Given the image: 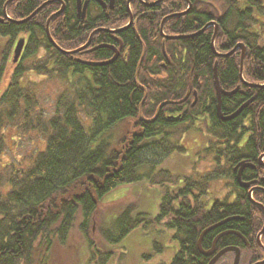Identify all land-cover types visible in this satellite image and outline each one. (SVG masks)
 I'll use <instances>...</instances> for the list:
<instances>
[{"label": "trees", "instance_id": "16d2710c", "mask_svg": "<svg viewBox=\"0 0 264 264\" xmlns=\"http://www.w3.org/2000/svg\"><path fill=\"white\" fill-rule=\"evenodd\" d=\"M3 1L0 0V9ZM43 1L46 0H12L7 13L13 20L23 19ZM189 1V11L166 21L163 34L197 32L208 24L212 13L216 18L217 9H221L229 20L230 31L228 36L215 37L214 50L219 53L242 40L250 48L243 60L244 75L264 84L263 21L259 38L248 31L257 22L252 9H237L236 0ZM64 2L66 10L50 20L49 32L55 43L66 50L85 43L94 29L124 26L129 15L126 0H114L112 9L91 2L87 12L91 15L85 18L87 25L79 28L82 21L74 13V0ZM186 6L185 0H166L156 7L143 8L145 14H141L142 6L132 1L130 10L135 21L131 25L115 33L96 32L91 38L92 45L107 44L119 50L118 57L104 65L89 63L109 60L114 54L109 47L76 54L74 57H81L77 60L51 44L45 23L58 8L56 3L46 4L26 22L16 23L6 16L0 22V36L6 39L0 50V264H45L35 258L38 251L48 252L54 242L66 244L74 227L87 241V264H106L110 253L96 249L98 234L104 244L111 245L134 228L146 229L150 223H160L173 231L175 253L160 264H205L197 248L199 234L235 210L251 222L240 230L256 249L258 258L263 257V251L249 237L250 232L253 235L262 226L263 209L252 204L245 193L238 194L232 203H227L226 198L214 199L209 207L201 195L206 193L210 180L222 174L231 176L232 165L225 168L222 156L235 151L237 161H249L264 152V86L240 95V99L222 100L221 111L229 114L254 96L236 117L228 121L216 117L211 67L217 60L219 69L224 58L216 59L213 54L212 29L206 27L182 39H165L160 32L163 15L180 12ZM256 7L264 16V7ZM17 37L25 39L23 51L19 60H11V67L6 68ZM30 57L35 59L24 66L22 62ZM228 59V69L223 74L233 87L239 79V59ZM28 70L43 76V83L25 84L23 78L28 76ZM45 81L55 88L47 110L38 98ZM193 90L197 100L192 106ZM199 116L208 117L211 126L208 128L200 120L201 127L218 140L203 150L211 158V170L190 177L176 176L165 169L154 171L155 165L173 152H185L181 136ZM9 125L17 127L21 134L34 131L45 136L44 146L36 148L25 165L20 160L3 161L4 132ZM147 174L150 183L163 191L158 214L152 218L141 212L133 215L135 207L129 205L113 220L112 230L102 222L93 232L99 200L117 186L138 182ZM180 178L182 187H168ZM252 196L264 207V194ZM223 227L208 231L201 246H209ZM223 240L218 241L220 246ZM261 243L264 246V236ZM153 247L156 252L162 250L156 241Z\"/></svg>", "mask_w": 264, "mask_h": 264}, {"label": "rangeland", "instance_id": "374dc122", "mask_svg": "<svg viewBox=\"0 0 264 264\" xmlns=\"http://www.w3.org/2000/svg\"><path fill=\"white\" fill-rule=\"evenodd\" d=\"M5 40V37L0 36V50L6 43ZM14 44L15 43H13V45ZM13 47H11V59L7 63L6 68L11 67ZM43 54L44 53L41 52L40 55ZM34 59L35 57H30L22 63L24 66H27L29 62ZM26 73L28 76L23 78L25 79V84L28 82L43 83V76L35 74L33 70H28ZM30 84L31 83H29V85ZM42 86L38 98L41 106L47 110L52 98L55 97V88L51 82L47 81H45ZM17 129V127L9 125L4 132L6 151L3 161L8 163L10 159L13 161L20 160L21 163L25 165L34 155V150L44 146L45 136L34 131L21 134ZM209 135L210 134H200L195 130L187 131L181 136L180 140L181 145L186 148L185 152H173L160 163L156 164L154 171L165 169L181 177H190L189 175L194 173L201 174L209 171L210 165H212L211 158L209 155H206L200 147V143L204 142ZM144 172L147 173L146 170ZM148 173L150 174V171H148ZM149 174H147L146 178L138 182L117 186L113 190L107 192L99 200L100 208L97 214L94 215L93 232H96V230L98 231L99 226H101L99 224L102 222L104 227L112 230L113 220L129 205L135 207L133 215L137 212H141L152 218L158 214L159 203L163 191L157 184L150 183L148 179ZM179 182H181V179H179ZM176 184L177 182L169 184L168 187L176 188ZM207 187L209 188L208 193L202 198L207 202V207L210 206L214 199L222 200L226 198V187L223 185L222 181L220 182L217 179L210 180ZM228 196L229 195H227V198ZM75 228L76 227L69 233L66 244L60 245L54 242L48 252L38 251L35 256L37 261H44L45 264H87V262H90V251L87 241ZM172 234L173 231L165 228L162 224L150 223L147 225L146 229L142 226L134 228L119 242L111 245L104 244L102 237L98 234L96 236L95 245L96 249L101 253H110L106 264H160L168 262L175 253V244L171 240ZM154 241L162 247L160 252L154 250ZM246 254V252L243 253L242 264L246 262ZM143 256H145V258ZM146 256L151 257L146 258ZM221 264H227V259L224 258Z\"/></svg>", "mask_w": 264, "mask_h": 264}, {"label": "flooded vegetation", "instance_id": "af4514ba", "mask_svg": "<svg viewBox=\"0 0 264 264\" xmlns=\"http://www.w3.org/2000/svg\"><path fill=\"white\" fill-rule=\"evenodd\" d=\"M10 1H12V0H10ZM10 1H8V3L6 4L7 0H4L3 1L2 8H1L2 11L0 9V18H2L3 21H5V19H4L5 16H6V18L9 17V15L7 13V10H8V6H9V2ZM83 1L84 0H82V2ZM132 1H135V3H139V5L142 6V7H140V9L137 8L136 12L139 9V10H141L140 11L141 14H145V9H143V8L150 9L151 7H156L158 4H162L166 0H159V1L158 0H142L145 3H150V2H153V1H157V3L155 5H152V6H146L145 4H143L139 0H131L129 3H127V0H126V3H127L128 7H129V9H128L129 15H128V18H127L126 22L123 25H125L126 23H128L130 16H132V21L133 22L135 21L134 16H133V13L130 10V3ZM91 2H94L97 5H100L95 0H88L87 10H86L85 17L84 18H80L78 16V14H77L76 2L74 0V13H75L77 19H81V21H82V24L79 26V28H82V27L85 28L86 25H87L85 18L87 16V14L89 13V10L88 9H89V6H90ZM105 2L107 3L108 0H106ZM235 2H236V5H237V9H239V10L240 9H244L245 7H248L250 9H252V16H253V18L257 22L254 23L252 26H250V28H249L248 31L250 33H253V34L257 35L260 38L261 35H262L261 34L262 33L261 32L262 31V29H261V23L264 20V17H263V15H261L260 11L258 10V8L256 6L259 4V5H261V6L264 7V0H250L249 3H247V0H236ZM50 3H56L58 5V8L55 11H57L61 7V4H64V10L62 11V13L66 10V5H65L64 0H54V1L50 2ZM113 6H114V3H113ZM106 8H109V7L107 6ZM106 8H104V9H106ZM112 8H110V9H112ZM55 11H53V12H55ZM224 12L225 11L222 12L221 9H217V13H216L217 16H216V18L214 17L215 14L212 13L211 14V19H209V21L207 22L208 23L207 29L208 28H211L212 29V31H213L212 32V35L216 31L215 37H217V35L220 36V37L228 36V33L230 31L229 30L230 29L229 20L228 19H225V17H224V14L225 13ZM172 13H177V12H166L163 15L162 19L164 17H166L167 15L172 14ZM89 15H91V13L88 14V16ZM172 18L173 17H170V18L165 19V21H164V23L162 25V28H163L165 22L168 21V20H170V19H172ZM131 24L132 23H130L129 25H131ZM113 35H116V34H113ZM165 35H167V33H165ZM169 35H171V34H169ZM19 38H21V37H19ZM118 42H119V45H120L121 42L120 41H118ZM24 43H25V39H24ZM91 43H92V40L90 41V44L86 48H84V50H81V51L73 54V58L79 60L81 57H78V56H75L74 57V55L79 54V56H81V55H84V54H87V53L91 52V51H88V50L97 45V44L92 45ZM81 45H79V46H81ZM241 45L244 46V53H243L244 55H243V59H242V68L240 69V65H241L240 64L241 63V54L243 52L242 51V48H241ZM79 46H77V47H79ZM77 47H75V48H77ZM75 48H72V49H75ZM72 49H69V50H72ZM249 49L250 48L242 40H238L237 43L235 45H233L232 47H227V49H225V50H218L219 53H229L226 56L215 55V53L213 51V54L216 56V59L224 58L221 61V64H220V68L219 69H218V66H217V60L214 61V63L212 64V67H211V82H212L213 92H214L216 101H217V94H216V87H215V82H214V80H215V78H214V65H215V63H216V76H217V79H218L219 86L221 88V92H220V102L222 100L229 101V100H233V99H236V98H239L240 99V97H239L240 95H244L245 96V94L251 93V92H255L256 90H258L260 88L258 86H253V85H257V84H261V83H259L256 80L250 79L246 75H244V71H243V60H244L245 57H247L250 54ZM117 51H118V54H119V50H117ZM237 57L239 59V64H238V66H239V79H238V82L233 87L232 86L230 87L229 86V82L226 80V77H224V74H223L224 73V70L228 69L227 68V63H226L227 60L226 59L229 58V59L234 60ZM221 67H222V69H221ZM221 70H222V74H221ZM221 77H222V80H221ZM193 92H194V90H193ZM250 98H253V100H254V96L252 95L251 97L247 98L243 102L247 101ZM215 109H216V107H215ZM180 114H181V112H177L176 113V115H180ZM222 114L224 116L228 115V114H225L224 112H222ZM216 117L219 120H221V121H228V120H222V119H220L217 116V114H216ZM200 120H202L207 125L208 128L211 126V123H210V121H209V119H208L207 116H199L198 117V120L197 119L194 120V124L191 125V128L188 131L195 130V131H197V132H199L200 134H203V135L204 134H208V131L206 129H203L201 127L202 123H200ZM200 128H201V130H199ZM211 141L218 142V140L212 139L211 136H209L208 138L205 139L204 142H201L200 143L201 150L203 151L204 149H207L209 147V143ZM233 151L234 150H232V152ZM234 153H235V151H234ZM234 153H232V154L228 153L226 155V157L222 156V158H221V164H223V165L226 164V167L225 168H230V166L232 165V169L230 171L231 172V176L228 177V176L222 174V176L217 179L220 182L222 181L223 185H225V187H226L225 192H226L227 195H229L228 198H227V195H226V199H228L227 200V203H232L235 200V198L237 197L238 194L245 193V194H247L248 198L251 199L250 200L251 203L254 204V205H257V204H255V203L252 202V201H254L253 198H252L253 197L252 195L253 194H257L259 192L262 193V194H264V186L261 184V183H264V152L261 153L260 155H258L257 159L249 160V161L240 160V161H244L245 163L249 164V166L243 167L241 169V172H240V181L242 183H248L249 184L248 187L241 186L240 183H239V181L237 180V173H238V170H239L238 163L240 161H237V158L238 157ZM227 161H228V163H227ZM232 163H234V164H232ZM210 170H211V167H210ZM260 171H262V174L260 173ZM201 174H203V173H201ZM180 179H181V182H179V180H178L179 183L177 182L176 188H180V187L183 186L182 178H180ZM208 189L209 188L207 187L206 193L203 194V195H201V198H203L208 193ZM249 191H251L250 192V195L248 194ZM254 202H256V201H254ZM257 206H259V205H257ZM228 213L229 214H227V217H225L224 219H222V220H225V222L221 224V225L224 226L223 229L214 234V236L212 237V240H211L210 245L207 246L206 248H203L201 246L204 250L210 249L211 248V245L213 243L214 238L217 235H219L220 233H223L224 232V234L221 235L217 239V241L215 243V246H214V252L212 254H210L209 256H205V255L201 254L204 257L205 264H207L208 261L210 260V258L213 255H215L219 250H221L223 248H227V247H232V246L239 248L240 256H239V262H238V264H242V257H243V253L244 252L247 253L246 254V262H245V264H254V263H256V262L261 261L262 259H264V251L258 245V242H257V238H258L257 235H258L259 231L261 230L263 224L260 227V229L257 232H255L253 235L251 234V232L249 233V237L250 238H253V242L255 241L257 243L259 249H261V251H263L262 252L263 253V257L258 258L257 252L255 251L256 249H254L253 247H251V244L248 241L247 237H245L242 234L241 230H240V228L242 226H244V225H246L248 223L247 222L248 220L246 219V217L243 216L242 213L240 214V212L238 210H235V211H232V212H228ZM263 223H264V221H263ZM249 224H251L250 221H249L248 225ZM262 236H264V232L259 237L260 242H261ZM221 238L224 239L223 240V242H224V245L223 246H220L218 244V241ZM245 241L247 242V244L245 243ZM241 245H243V246H241ZM234 255H235V251L234 250L226 251L225 253H223L216 260V262L214 264H221V261L224 258L227 259V264H233Z\"/></svg>", "mask_w": 264, "mask_h": 264}, {"label": "water", "instance_id": "95a60500", "mask_svg": "<svg viewBox=\"0 0 264 264\" xmlns=\"http://www.w3.org/2000/svg\"><path fill=\"white\" fill-rule=\"evenodd\" d=\"M8 1H10V0H7L6 4L8 3ZM52 1H54V0H46V1H43V2H42L37 8H35V9H34V10H33V11H32L27 17H25V18H23V19L13 20V19H11V18H9V17H7V18H8V20H12V21H14V22H16V23H23V22H26V21L29 20L32 16H34V15H35L40 9H42L43 6H45L46 4H48V3L52 2ZM95 1H96L97 3H99V4L101 5L102 8H106L107 6H108L109 8H112V7H113V3H114V0H108L107 3H106L104 0H95ZM130 1H131V0H127V3H129ZM139 1H141V2H142L143 4H145L146 6H152V5H155V4L157 3V1H153V2H150V3H145V2H143L142 0H139ZM158 1H159V0H158ZM185 1H186V3H187V6H186V8H185L184 10H182V11H180V12H177V13L169 14V15H167L166 17H164V18L161 20V23H160V32H161V34L163 35V37H164L165 39H182V38L192 37V36H195V35L199 34L201 31L205 30V28L208 26V24H207V25H205L204 27H202L199 31L194 32V33H191V34H186V35H165V34H163V32H162V25H163L165 19L170 18V17H175V16H182V15H185V14L189 11V9H190V7H191V2H190L189 0H185ZM75 2H76V9H77V14H78V16L81 17V18H84V17H85V14H86V10H87L88 0H84L83 2H82V0H75ZM63 10H64V4H61V7H60L57 11H55V12H53V13H51V14L49 15V17L47 18L46 23H45V32H46V36H47L48 40L51 42V44H52V45H53L58 51H60V52H62V53H64V54H69V55H72V54H75V53H77V52H79V51H81V50H84V48H86V47L90 44L91 38H92L93 34H95L96 32H100V31H108V32H111V33H115V32H117V31H120V30H123V29L127 28V27L129 26V24L131 23V21H132V16H130L128 23H126L124 26H122V27H120V28H116V29H108V28L99 27V28H97V29H94V30H92V31L90 32V34H89V36H88V39H87V41H86L84 44H82L81 46H79V47H77V48H75V49H72V50H66V49H63V48L59 47V46L55 43V41L53 40V38L51 37L50 32H49V23H50V20H51L53 17H55V16L61 14ZM2 21H3V19L0 18V22H2ZM215 34H216V31L213 33L212 38H211V46H212L213 50H214V38H215ZM23 46H24V38L21 37V38H19V39L16 41V43H15V45H14V48H13V57H12V62H13V63H16V62L18 61V59L20 58V55H21L22 50H23ZM101 47H109V48L113 49V51H114L113 56H112L109 60H107V61H104V62H94V63H89V64H91V65H104V64H107V63H111V62H113V61L115 60V58L118 56V51H117V49H116L114 46L107 45V44H99V45H96V46L92 47L91 49H89L88 51H93V50H96V49L101 48ZM241 48H242V51H243V52H242V54H241V63H240L241 65H240V69L242 68V59H243V55H244V54H243V53H244V46L241 45ZM214 53H215L216 55H219V56H226L227 54H229V53H218V52H216L215 50H214ZM214 78H215L214 82H215L216 94H217L216 114H217V116H218L220 119H222V120H230V119L236 117V116H237V115H238V114H239V113H240V112H241V111H242V110H243V109H244V108H245V107H246V106H247V105L253 100V98H250V99H248L247 101L243 102V103H242L237 109H235L233 112H231L230 114L224 116V115L222 114V112H221V102H220V92H221V88H220V86H219L218 79H217V76H216V63H215V65H214ZM253 86H256V85H253ZM257 86L263 87L264 84H259V85H257ZM193 95H194V99H193L192 105H194L195 102H196V100H197V94H196V91H195V90H194V92H193ZM238 165H239V170H238V173H237V180L239 181V183H240L241 186H243V187H248V185H249L248 183H242V182L240 181V172H241V169H242L243 167H245V166H249V164L245 163L244 161H240V162L238 163ZM250 192H251V191L248 192L249 195H250ZM252 202L255 203V204H257V205H259L260 207H262V208H263V211H264V207H263L260 203H257V202H254V201H252ZM224 222H225V220H221V221H219V222H217V223H214V224H212V225L206 227L205 229H203V230L201 231V233H200V235H199V237H198V239H197V248H198V250L200 251L201 254H203V255H205V256H209L210 254H212V253L214 252V246H215V243H216L217 239H218L221 235L224 234V232H223V233H220L219 235H217V236L214 238L213 243H212V245H211V248L208 249V250H204V249L201 247V240H202V238H203V236H204L205 233H207L209 230H212V229L216 228L217 226L221 225V224L224 223ZM263 232H264V223H263V226H262L261 230L259 231V233H258V235H257V236H258V238H257L258 245H259V246L262 248V250L264 251V247H263V245L261 244V242H260V240H259V237H260V235H261ZM245 243L247 244L246 241H245ZM229 250H234V251H235L233 264H238V262H239V256H240V251H239V248H238V247H234V246H232V247H227V248H223V249L219 250L215 255H213V256L210 258V260L208 261L207 264H214V263L216 262V260H217V259H218L223 253H225L226 251H229ZM263 263H264V259H262L261 261H258V262H256V263H254V264H263Z\"/></svg>", "mask_w": 264, "mask_h": 264}]
</instances>
